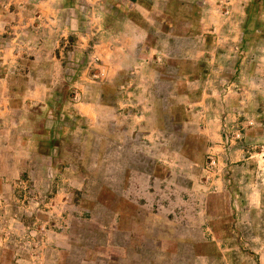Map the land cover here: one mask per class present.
<instances>
[{
	"label": "rangeland",
	"instance_id": "rangeland-1",
	"mask_svg": "<svg viewBox=\"0 0 264 264\" xmlns=\"http://www.w3.org/2000/svg\"><path fill=\"white\" fill-rule=\"evenodd\" d=\"M188 1L0 0V264H264V0L212 1L240 15L232 39L208 33L229 47L206 52L185 49V31L201 30ZM125 19L160 45L157 57L221 64L209 146L177 127L178 151L188 141L201 160L189 178L180 162L173 174L138 154L139 100L116 93L135 94L143 69L115 75L106 43L93 47L135 29ZM82 33L91 46L80 47Z\"/></svg>",
	"mask_w": 264,
	"mask_h": 264
},
{
	"label": "crops",
	"instance_id": "crops-1",
	"mask_svg": "<svg viewBox=\"0 0 264 264\" xmlns=\"http://www.w3.org/2000/svg\"><path fill=\"white\" fill-rule=\"evenodd\" d=\"M205 1L207 0L188 1L189 7H195L194 11L189 13V25L193 27L195 19L201 20V30H195L193 27L185 31V38L190 40L189 47L187 46L185 49H189L190 51H218L221 48L225 49L229 47L228 44L227 46L225 44H215L209 39L208 33L211 31L212 27H216L214 30L219 29L223 34L225 33V36L231 37L232 39L233 34L229 27H232L231 25H234V23H232L231 20L238 18L240 15V13H234V8L236 7H234V4L227 13L220 10L216 3H212V1L218 0H208V3H205ZM227 1L234 3L233 0ZM235 1H237V4L243 9L245 7V1L250 2V0ZM209 5L213 7L212 10ZM208 11H210V13ZM242 15L244 18V12ZM45 18L53 19V16L52 14H47ZM126 24H130V26L135 27V29L131 30L130 33L126 31L125 28L115 33H109V35L100 37L98 41H94L93 47H97L102 42L106 43L108 50L111 51L109 63L116 67L115 75L123 73L125 69L133 66H138L143 69L139 71L137 75V83L139 85L135 94H133V91L127 95L123 93L119 95V91L116 93L120 100L130 99V95H135L139 100L136 109L139 116L137 130L141 133L142 138L137 141L138 154L141 155L140 153H143L144 156L153 158L154 161L164 164L165 168L169 167L167 171L170 173L173 172V174L177 172V170L173 168V165L180 162V164L185 167L180 174L189 178V166L191 164H196V162H201V160L194 159L191 155H188V151L185 149L189 145L188 141L182 142L181 146L183 149L180 152L178 151L176 139L178 133L177 127L180 126L181 131L185 134L186 140H188L189 137H196L201 139L202 142L205 140V146H209V136L207 134L210 125L208 122L210 116L209 111L212 110L215 113L219 110L217 108H209L207 100L212 96H218L223 91H226L225 88H221L220 90L218 88L215 89V87L210 86L209 82L214 84L216 83L215 80L217 77L221 76L219 68L221 64L218 60L199 59L198 61H194L186 57L178 59L157 57L156 55L162 50L160 45H156L157 43L148 44L147 40L149 34L134 20L125 19L124 25ZM239 34L241 40L243 36L241 30ZM92 35L93 33H82L80 35V47L86 48L87 46H91L90 39H92ZM169 36H176L175 30H171ZM194 37H197L198 42H194ZM129 40L133 46L129 45ZM234 46L235 45H233V47ZM240 47L245 48V44L241 43ZM139 51H142V53L138 56ZM150 55H152L153 58H150ZM189 62H191L192 65L191 68L187 70L186 68L189 66ZM194 63H197L198 68L196 66L193 68ZM213 68H218L215 74ZM211 75H213L212 79L214 78L213 82L210 81ZM253 75L257 76V72L255 71ZM115 77L116 76L107 78L106 82L117 81ZM53 79H51L52 82ZM218 82L220 81L217 80V83ZM227 82H229L228 84H232L234 83V79L230 78ZM163 83L164 85H162ZM239 88L240 87H238V89ZM238 89L236 90L237 92ZM90 104H93V107L89 108H91V112H94L98 104ZM85 108H87V105H75V109L80 115L83 114L81 111L83 109L85 110ZM133 113H135V110ZM191 122L198 123L199 125L195 131L197 132L196 134L190 131L189 124ZM129 126L128 124V127ZM128 131H130V129H128ZM165 132L169 133L168 137H165V135L162 137V134ZM132 145L135 144H130L129 139L122 141V146L125 148L127 147V149ZM204 153L205 152H203V155Z\"/></svg>",
	"mask_w": 264,
	"mask_h": 264
}]
</instances>
